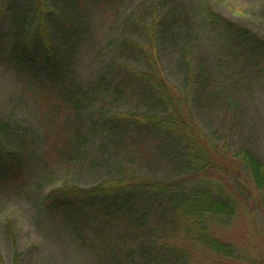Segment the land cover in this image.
Segmentation results:
<instances>
[{"label": "rangeland", "instance_id": "rangeland-1", "mask_svg": "<svg viewBox=\"0 0 264 264\" xmlns=\"http://www.w3.org/2000/svg\"><path fill=\"white\" fill-rule=\"evenodd\" d=\"M43 3L42 18L33 0H0V264H152L174 249L177 264H264V189L239 157L264 163V0ZM211 13L251 32L258 48L221 52L218 30L228 27ZM39 23L44 43L32 40ZM160 79L211 155L195 145L197 162L181 148L164 158L153 148L161 140L143 143L138 129L135 138L132 117L173 114L136 87ZM161 182L232 203L233 214L203 223L231 258L163 206L130 233L116 215L120 197Z\"/></svg>", "mask_w": 264, "mask_h": 264}, {"label": "trees", "instance_id": "trees-1", "mask_svg": "<svg viewBox=\"0 0 264 264\" xmlns=\"http://www.w3.org/2000/svg\"><path fill=\"white\" fill-rule=\"evenodd\" d=\"M33 1H35L37 5L36 14L39 16L41 15L43 18V0ZM50 15L52 16V14ZM211 16L213 18L211 20L213 24L225 22L217 14L211 13ZM42 18L39 19L40 22ZM225 23L227 24L228 31L224 34L222 29L219 28L218 30L221 52L226 50H232L234 52L244 51V49H235L232 45L258 48L251 43V40H253L254 37L251 32L233 22ZM35 30L37 32L33 36L32 40H40V42L44 43L45 40L41 36L42 29L40 28V23ZM155 53V50L152 49L150 52H147V57L153 60ZM40 61L41 60L39 59L37 62ZM21 62L25 63L26 58L21 59ZM231 63L232 69L235 70L238 64L237 61H233ZM139 86L149 89L145 95L150 98H156L155 100L165 107L163 110H171L173 111V114L171 117H164L163 119L158 120H154L149 116V114H146L143 118L132 117L131 125L129 126L132 130H135V138H137L138 129L140 130L138 138L143 143L144 139H146L149 143L152 139H155L157 142L161 140L160 147L155 148L156 144L153 148L157 150V153H160V155L162 154L164 158L167 157L172 159L173 157V160H176L177 156L180 158L177 149L181 148L182 151L187 150L190 157L197 162L198 157L194 155V149L197 148L195 145H199L200 148L211 155L207 148V144L201 137L198 126L191 119L192 114L190 111L185 108L183 112H180L179 102L181 101V95H177L174 88L170 87L162 79L157 82H153L151 80L142 81L136 84V87ZM143 88L140 89L143 91ZM121 128H123V125H121ZM121 128L119 126L118 129H116L120 131ZM174 135H177L178 138H175ZM197 150L199 151L198 148ZM239 157L242 164L249 170L256 188L264 189V163L254 158L247 151H241ZM221 166V169L224 168L225 171L229 170L225 164L221 163ZM174 186L175 185L172 183L162 182L159 184L143 185L139 187L127 186V195L120 197L121 207L116 209L118 212L116 215L119 214L118 218L121 221L128 220L132 224L130 233L137 232L138 234H142L147 227L150 216L154 215V213L159 211L163 206L162 210H160L162 214L164 215V213L172 211L173 222L175 224L180 221L184 222L188 226L189 231H191L190 234L193 239L200 242L208 249V251L222 257L231 258L232 253L224 244L211 238L207 234L205 228L203 227V223L208 216L215 217L233 214L234 206L232 203H230L227 199L217 200L209 192L203 190L190 191L185 195L183 194L185 191L182 188L179 190L178 188H174ZM159 201L161 202L159 203ZM155 219H158V214ZM152 250L155 251V253L158 252L156 244ZM174 252L175 249L166 251L165 257L162 259L160 257L159 261H153L152 264H169L170 262H176L177 264V260L173 259ZM152 255L153 254H149L148 259ZM170 256L172 257L171 260Z\"/></svg>", "mask_w": 264, "mask_h": 264}]
</instances>
